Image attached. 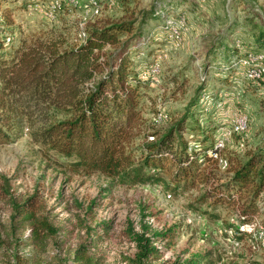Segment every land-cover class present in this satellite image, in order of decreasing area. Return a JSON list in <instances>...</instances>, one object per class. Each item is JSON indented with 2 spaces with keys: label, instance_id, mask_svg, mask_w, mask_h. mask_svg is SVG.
<instances>
[{
  "label": "rangeland",
  "instance_id": "1",
  "mask_svg": "<svg viewBox=\"0 0 264 264\" xmlns=\"http://www.w3.org/2000/svg\"><path fill=\"white\" fill-rule=\"evenodd\" d=\"M146 11H156L157 18L146 22L140 38L128 41L131 67L146 83L138 107L141 131L129 144L136 161L145 135L162 133L181 119L184 139L199 126L207 127L208 141L221 138L225 159L245 160L261 149L264 0H0V27L13 33L14 43L59 33L69 47L83 42L86 26L133 16L137 27ZM236 57L238 62H230ZM207 98L212 99L208 111L203 107ZM239 119L245 126L235 131ZM30 131L25 125L15 141L0 142V230L23 225L11 223L2 189L7 186L19 203L36 194L37 216L61 229L57 239L36 240L30 249L39 264L79 263L75 251L88 245L86 239L96 231L101 240L90 247L85 262L127 264L136 248L123 231L131 224L140 232L142 223L155 231L176 226L172 243L157 242L164 258L211 253L221 257L217 264H264L263 194L256 199L259 214L243 223L237 216L248 195L217 209L212 198L201 202L204 189L213 183L200 181L206 172L214 173L213 163L202 164L197 181L171 196L158 185L128 187L97 174L71 173L62 160L45 157L46 147L34 142ZM226 167L218 164L220 181L212 186L227 179ZM103 222H110L108 231L101 230ZM28 232L18 230L24 236Z\"/></svg>",
  "mask_w": 264,
  "mask_h": 264
},
{
  "label": "trees",
  "instance_id": "2",
  "mask_svg": "<svg viewBox=\"0 0 264 264\" xmlns=\"http://www.w3.org/2000/svg\"><path fill=\"white\" fill-rule=\"evenodd\" d=\"M156 18V11H146L137 27L133 16L131 20H107L86 26L83 42L69 47L64 46V37L59 33L14 43L13 33L0 27V142L15 141L27 125L32 140L46 147L45 157L62 160L63 168L71 173L97 174L128 187L158 185L171 196L197 181L202 164L213 163L218 168L210 154L216 138L208 141L207 127L199 126L195 135L184 139L185 119L162 133L145 135L138 161L129 150L131 139L141 131L138 107L146 83L131 67L128 41L140 38L146 22ZM231 61L238 62L239 58ZM229 70L235 72V67ZM210 102L212 99L207 98L203 103L207 111ZM224 148L219 153L223 159ZM225 161L227 179L212 186L219 183L220 177L215 174L216 168L214 173L206 172L200 182L213 184L204 189L199 199L205 202L212 198L217 209L238 203L242 195H248L237 216L243 223L259 214L256 199L264 196V145L245 160L230 157ZM1 197L9 203L11 223L23 225H8L0 230V264H39L30 249L36 240L57 239L60 227L37 216L36 194L19 203L5 186ZM99 226L102 231L111 227L110 222ZM175 228L155 231L142 223L138 232L129 224L123 232L136 252L126 263L217 264L221 260L211 253H193L185 259L164 258L157 242L172 243ZM19 229L29 232L24 236ZM93 235L86 239L88 245L75 251L77 264H87L90 247L101 240L97 231Z\"/></svg>",
  "mask_w": 264,
  "mask_h": 264
},
{
  "label": "built area",
  "instance_id": "3",
  "mask_svg": "<svg viewBox=\"0 0 264 264\" xmlns=\"http://www.w3.org/2000/svg\"><path fill=\"white\" fill-rule=\"evenodd\" d=\"M93 4H94V0H90ZM57 4V3H56ZM95 12H97V10H95ZM245 126V120H238V123L234 126V130L235 131H240L244 128ZM224 147V142L221 138H219L216 142H215V147H214V151L210 152L211 156L217 160L218 164L222 167L226 166V161L220 156V150ZM170 196V195H168ZM245 230L244 226L241 227V231Z\"/></svg>",
  "mask_w": 264,
  "mask_h": 264
}]
</instances>
